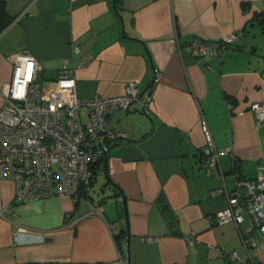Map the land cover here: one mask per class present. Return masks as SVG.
Returning <instances> with one entry per match:
<instances>
[{
    "label": "crops",
    "instance_id": "crops-1",
    "mask_svg": "<svg viewBox=\"0 0 264 264\" xmlns=\"http://www.w3.org/2000/svg\"><path fill=\"white\" fill-rule=\"evenodd\" d=\"M4 1L12 20L0 32V106L18 52L36 59L40 80L67 60L80 98L119 95L133 80L150 101L109 119L124 136L77 200L16 202L14 182L0 178V264H126L120 191L130 264H228L227 251L242 253L245 239L259 242L250 254L264 263V235L251 218L216 223L226 196L210 195L264 167V123L248 110L264 98V28L252 19L264 0H121L119 10L115 0ZM237 30L242 35L221 57L190 53L195 38ZM202 118L214 145L231 148L215 169L200 164Z\"/></svg>",
    "mask_w": 264,
    "mask_h": 264
},
{
    "label": "built area",
    "instance_id": "built-area-1",
    "mask_svg": "<svg viewBox=\"0 0 264 264\" xmlns=\"http://www.w3.org/2000/svg\"><path fill=\"white\" fill-rule=\"evenodd\" d=\"M242 35L231 32L219 39L195 38L189 42L194 57L223 56ZM74 51L79 47L74 45ZM12 68L1 95L0 106V178L14 182V200L24 203L56 195L77 200L94 178L96 163L108 151L110 143L123 137L107 123L119 110L127 109L139 96L138 83L129 81L116 96L94 95L80 98L75 78L65 60L57 75L38 79V63L25 52L11 57ZM158 75L152 83L157 82ZM150 101L149 90L140 99L142 107ZM256 122L264 123V98L248 107ZM205 144L199 160L204 167L215 169L222 155H232L231 148H217L206 121L201 119ZM223 193L226 205L214 214L216 223L238 224L247 215L264 235V167L252 179L237 178L231 191L216 188L210 195ZM91 213H99L90 205ZM146 239H152L146 237ZM244 251L229 250L228 264H264L255 262L251 248H258L255 239L243 241Z\"/></svg>",
    "mask_w": 264,
    "mask_h": 264
},
{
    "label": "trees",
    "instance_id": "trees-1",
    "mask_svg": "<svg viewBox=\"0 0 264 264\" xmlns=\"http://www.w3.org/2000/svg\"><path fill=\"white\" fill-rule=\"evenodd\" d=\"M115 4L117 10L121 9V0H115ZM252 19L257 20L258 23L262 25V28H264V11L254 14ZM11 20L12 16H10L7 11L5 1L0 0V32L11 22ZM112 142L110 143V145L112 144ZM103 160L104 158L101 157L100 160L96 163V169H98L99 166H103ZM95 173L96 171L94 170V176Z\"/></svg>",
    "mask_w": 264,
    "mask_h": 264
},
{
    "label": "water",
    "instance_id": "water-1",
    "mask_svg": "<svg viewBox=\"0 0 264 264\" xmlns=\"http://www.w3.org/2000/svg\"><path fill=\"white\" fill-rule=\"evenodd\" d=\"M114 9H116V5L115 2L113 4ZM141 93H139L138 99L136 101L140 102L141 99ZM144 109V108H143ZM127 141H132V140H127ZM107 154L108 152H105L103 154V158L106 161L107 159ZM104 177L105 179L108 181V183L113 186L116 187L119 191L120 188L117 186V184H115L111 178L107 175L106 171L104 172ZM121 193V199L118 201V206H119V213L121 216H124L125 218V224H126V264H130V252H129V231H128V221H127V211H126V198L124 196V194L122 193V191H120Z\"/></svg>",
    "mask_w": 264,
    "mask_h": 264
},
{
    "label": "rangeland",
    "instance_id": "rangeland-1",
    "mask_svg": "<svg viewBox=\"0 0 264 264\" xmlns=\"http://www.w3.org/2000/svg\"><path fill=\"white\" fill-rule=\"evenodd\" d=\"M92 192V191H91Z\"/></svg>",
    "mask_w": 264,
    "mask_h": 264
}]
</instances>
